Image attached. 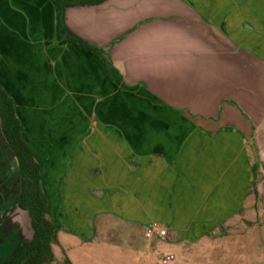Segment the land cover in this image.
Masks as SVG:
<instances>
[{
	"label": "crops",
	"instance_id": "1",
	"mask_svg": "<svg viewBox=\"0 0 264 264\" xmlns=\"http://www.w3.org/2000/svg\"><path fill=\"white\" fill-rule=\"evenodd\" d=\"M228 16L234 36L223 25ZM29 17L35 39L63 38L33 57L44 62L47 86L64 88L62 100L89 114L62 120L58 157L46 162L25 136V117L5 82L11 64L2 59L0 82L15 101L58 232L86 243L96 240L95 228L122 230L137 248L128 233L139 231L151 253L162 243L184 258L186 246L214 248L218 230L264 215V35L253 32L254 24L264 27V0H105L67 8V27L106 60L59 32L54 2L35 5ZM2 138L0 264H7L32 228L14 205L18 166ZM100 218L113 222L98 228ZM150 222L167 229L155 245L141 239Z\"/></svg>",
	"mask_w": 264,
	"mask_h": 264
},
{
	"label": "rangeland",
	"instance_id": "2",
	"mask_svg": "<svg viewBox=\"0 0 264 264\" xmlns=\"http://www.w3.org/2000/svg\"><path fill=\"white\" fill-rule=\"evenodd\" d=\"M229 1L236 2V0ZM37 4L53 6V0H0V77H2L1 61L3 58H7L11 64L10 69L13 66L15 69L12 72L10 69H5L6 79L5 77L2 79H5L8 90L14 92L19 111L25 117V136L37 153L46 159V162H51L53 157H58L60 143L66 136L62 120L66 116L71 118L73 115L78 117L83 115L87 118L89 114L81 108L80 104L62 100L64 88L47 86V82L44 80L45 65L43 60L37 63L35 59L37 71H32L35 65L33 63L35 52L39 50L42 53L49 41L54 43L63 41L60 35L54 36L50 40L34 38L29 14ZM229 16L228 22L223 25L226 32L234 36L237 24L230 21L232 18ZM223 19H225V15H223ZM212 27L215 28L214 25ZM259 31L260 35H264V27L254 24L253 32L259 35ZM222 37L231 45L235 44V41L224 31H222ZM13 58L15 59L14 64ZM32 72L40 74V81L38 78H32ZM47 74L51 82V71H48ZM88 120L91 125L95 122L90 116ZM36 126L38 129H35ZM0 156L2 155L0 154ZM260 180H262V176H260ZM3 186H0V190L3 189ZM259 205L264 206L262 203ZM101 222L113 221L97 219L96 226L98 228ZM58 233L63 249L54 244L57 264H67L66 257L72 264H162L158 259L160 254L173 253L167 252L162 243H159L158 248L152 253L143 248V243H139V231L128 233L131 234L133 241L137 240L136 245H139L137 248L122 239L125 234L122 230L101 229L96 231L95 228L96 240L86 243L71 232L60 231ZM143 238H146L144 233L143 237L141 236L142 240ZM211 238L214 239L215 244H218L216 247L209 248L200 244L190 249L186 246L182 252L185 255L184 258L182 255L178 257L173 253L176 259L166 264H176L180 259L185 261H181L180 264H264V215H256L253 223L244 221L243 223L238 222L236 227L226 226L222 230H218ZM152 240H154V244L151 242ZM151 241L149 245L152 247L158 240L154 238ZM189 252L191 255H188ZM208 253H211L212 256H209Z\"/></svg>",
	"mask_w": 264,
	"mask_h": 264
},
{
	"label": "trees",
	"instance_id": "3",
	"mask_svg": "<svg viewBox=\"0 0 264 264\" xmlns=\"http://www.w3.org/2000/svg\"><path fill=\"white\" fill-rule=\"evenodd\" d=\"M105 0H53L59 32L76 42L82 49L92 51L106 60L101 48L79 37L65 24V11L69 7L90 6ZM0 131L18 166L20 192L15 206L27 212L32 228L29 240L20 244L7 264H57L52 245L57 244L61 229L58 222L47 216V198L42 189L40 167L35 155L23 137V126L16 114L12 96L0 82ZM2 219L0 218V224ZM67 264H72L66 257Z\"/></svg>",
	"mask_w": 264,
	"mask_h": 264
},
{
	"label": "built area",
	"instance_id": "4",
	"mask_svg": "<svg viewBox=\"0 0 264 264\" xmlns=\"http://www.w3.org/2000/svg\"><path fill=\"white\" fill-rule=\"evenodd\" d=\"M144 235L148 239L157 238L163 240L167 235V229L160 223L150 222L145 226ZM158 259L162 264H166L174 261L176 258L173 253H162Z\"/></svg>",
	"mask_w": 264,
	"mask_h": 264
}]
</instances>
